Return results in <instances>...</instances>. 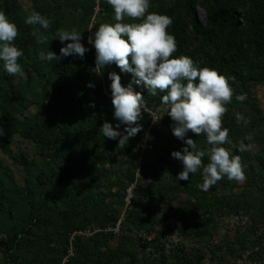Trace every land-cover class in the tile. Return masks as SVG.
<instances>
[{"label": "rangeland", "instance_id": "374dc122", "mask_svg": "<svg viewBox=\"0 0 264 264\" xmlns=\"http://www.w3.org/2000/svg\"><path fill=\"white\" fill-rule=\"evenodd\" d=\"M179 1L150 0V11L178 9ZM34 9L51 22L40 31L48 37L45 43L25 23ZM0 11L18 27L15 45L23 52L18 63L25 73L9 75L0 61V264H90V253L107 264H264V83L251 84L243 102L234 95L223 117V127H232L223 147L241 156L246 181L224 177L205 192L199 187L202 169L188 181L176 179L183 165L171 153L186 145L173 136L166 105L144 100L159 121L152 125L150 113L142 112V130L125 146L100 131L105 121L114 129L120 123L109 79L117 68L97 70L96 58L94 64L89 58L88 38L94 41L101 23H115L106 0H13L9 9L0 0ZM196 15L206 26L200 5ZM54 27L82 35L84 58L59 59L70 63L73 78L68 90L60 89L66 97L74 90L78 100L82 82L86 98L74 108L85 111L67 116L45 144L39 139L56 115L53 106L59 103L52 95L58 80L41 56L50 49L60 57V49L72 42L53 38ZM118 75L125 87L148 89L129 73ZM237 112L251 122L237 123ZM8 129L14 134L6 144L2 136ZM186 138L202 150L210 147L203 135ZM241 143L252 147L240 152Z\"/></svg>", "mask_w": 264, "mask_h": 264}, {"label": "clouds", "instance_id": "9594fccd", "mask_svg": "<svg viewBox=\"0 0 264 264\" xmlns=\"http://www.w3.org/2000/svg\"><path fill=\"white\" fill-rule=\"evenodd\" d=\"M106 2L113 9L115 23H101L94 33V41L93 37L88 38L96 51V69L115 64L121 72L132 74L136 78L134 83L143 82L151 95L155 96L158 91L166 93L161 97V102L168 107L167 115L173 122L172 134L186 145L181 151L171 153L172 158L183 165L176 179L188 181L190 174L202 169L203 183L199 187L205 192L224 177L237 183L246 181L241 156L232 155L223 147L229 143V130L223 127V117L228 112L226 105L232 102L234 95L229 78L215 69L199 67L188 56H175L178 44L175 36L168 31L173 20L167 15L150 11V0ZM125 20L133 22L125 23ZM25 23L38 25L45 30L51 24L48 18L35 11L26 18ZM40 28L33 27L32 35L38 43H45L48 37L40 32ZM17 37V25L0 11V61L7 74L23 77L25 73L18 63L23 52L15 45ZM56 37L62 43L72 42L60 49V57L48 51L42 54V59L51 62L70 55L84 58L88 49L81 43L82 35L77 30L60 29ZM109 79L114 119L120 123L114 129L112 124L105 121L100 131L108 139L119 138V146H125L130 138L142 130L139 124L142 112L149 114L151 110L146 106L142 94L134 91L131 83L127 87L123 86L121 76L115 72L109 73ZM88 87L94 85L89 84ZM235 99L243 102L246 96L237 95ZM90 107L94 108L95 105L91 104ZM235 117L237 123L242 122L245 126L251 122L250 117L239 112L235 113ZM121 124L127 126L124 132L117 130ZM189 133L197 137L205 136L209 149L202 150L195 140L186 138ZM251 147L241 143L239 151L245 152ZM205 157L208 158L207 164L204 163Z\"/></svg>", "mask_w": 264, "mask_h": 264}, {"label": "trees", "instance_id": "16d2710c", "mask_svg": "<svg viewBox=\"0 0 264 264\" xmlns=\"http://www.w3.org/2000/svg\"><path fill=\"white\" fill-rule=\"evenodd\" d=\"M2 1L9 9L13 0ZM197 5H200L206 12V26L202 25L197 18ZM176 7L178 9L171 8L162 13L173 20L168 31L175 36L178 44V51L174 54L175 56H188L199 67L215 69L221 75L228 77L234 95L244 94L251 84L264 83V0H206L204 2L182 0ZM33 11L37 12V9ZM56 23L59 24V20ZM33 27L40 28L38 25H30V28ZM54 29L56 28L51 29L52 33L55 32ZM40 31L42 32L43 28H40ZM52 36L55 38L56 35L53 34ZM48 51L51 50L47 49L46 53ZM90 52L89 58L94 64L96 51L93 46L90 47ZM51 66L58 80L56 93L52 95V98L55 104L59 103V105L53 106L56 115L51 120V124H45L39 139L45 144L46 141L49 142L51 135H55L56 128L64 122L67 116L79 115L85 111L84 107L80 111H74L77 102L86 98V91L82 82L77 84L78 100L73 97L74 90L71 97H66L60 89V86L64 85L65 89L68 90L70 82L73 80L70 63L54 60L51 61ZM107 67L109 69L116 67L117 69L114 70L116 74L118 71L121 72L115 64ZM130 76L133 77L132 74ZM141 94L147 103L157 107L163 106L161 97L166 93L158 91L153 96L148 89H145ZM226 128L232 132L230 125L227 124ZM6 133L7 135L2 136V139L4 143L9 144L10 137L14 133L9 129ZM133 181L134 177L131 182ZM90 205L96 209V212L101 210L93 202ZM35 220L38 221L39 219L36 218ZM89 256L91 257L90 264H107L102 259L95 258V253H90Z\"/></svg>", "mask_w": 264, "mask_h": 264}, {"label": "built area", "instance_id": "2783aa9c", "mask_svg": "<svg viewBox=\"0 0 264 264\" xmlns=\"http://www.w3.org/2000/svg\"><path fill=\"white\" fill-rule=\"evenodd\" d=\"M150 116H151V119H152V122H151L152 125L156 124L157 122H154L153 119L158 120L157 114L154 113V112H150ZM147 144H148V141L146 140L145 143L143 144V147L145 148ZM129 191H131V190H129Z\"/></svg>", "mask_w": 264, "mask_h": 264}]
</instances>
